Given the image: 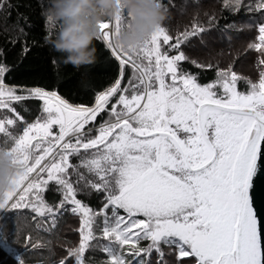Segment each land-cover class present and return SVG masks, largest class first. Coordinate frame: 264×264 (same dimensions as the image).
Segmentation results:
<instances>
[{
  "label": "snow or ice",
  "instance_id": "6c2138e0",
  "mask_svg": "<svg viewBox=\"0 0 264 264\" xmlns=\"http://www.w3.org/2000/svg\"><path fill=\"white\" fill-rule=\"evenodd\" d=\"M161 4L181 16L202 6ZM12 7L0 0L5 15ZM205 17L175 29L169 19L135 52L113 42L126 11L102 20L96 60L82 66L99 87L81 79L77 102L57 52L30 60L33 24L18 13L20 62L0 49V160L14 169L0 195V251L17 264H264L251 196L264 148V0H222L221 15ZM46 27L45 41L59 30L49 16ZM213 33L229 44L245 36L251 77L212 62ZM64 213L79 220L78 242L57 253L33 241L32 229L50 234Z\"/></svg>",
  "mask_w": 264,
  "mask_h": 264
},
{
  "label": "trees",
  "instance_id": "16d2710c",
  "mask_svg": "<svg viewBox=\"0 0 264 264\" xmlns=\"http://www.w3.org/2000/svg\"><path fill=\"white\" fill-rule=\"evenodd\" d=\"M8 2L13 6L10 10V16L0 12V49H3L6 54L3 58L6 59L10 65L11 63L18 64L20 62L18 54L22 43H13V41L17 39L15 23L18 18V13L28 17V23L33 24L31 29L28 28L27 24L24 25L27 33V43L36 45L35 49L30 53V60L38 62L42 59L46 55V52L42 51L43 49L54 51L51 47L50 40L55 37L56 33H53V36L49 37L47 41L44 40V37L48 35L46 27L47 13L48 9L51 7V0H8ZM161 2L167 4L169 0H161ZM175 2L179 5L181 0H175ZM200 2L202 6L199 9L188 8L187 13L183 16L173 10L170 14H166L163 23H168L169 19H171L170 26L175 29L178 25L182 27L189 24L193 18L197 16L199 20L203 22L206 19L205 13L214 12L218 17L221 15L222 0H200ZM223 15L229 16V13L224 11ZM241 15L244 14L241 13ZM219 22L220 24H224L225 20L220 19ZM23 39L25 38H21V40ZM208 42L213 63H215L216 60H220L223 63H234L235 71L241 77H251L254 74L255 68L253 64L250 63L251 57L245 58L248 41L244 35L237 37L233 34L232 42L229 44L227 39L221 40L217 33H213V35L208 38ZM219 53H222V55H218ZM198 55L205 59L209 58L206 50L203 48L198 50ZM58 58L60 60V71L64 74L62 75V79H71L75 85L72 90V95L73 97L79 96L77 102L86 99L84 91L79 90L78 87L81 79L91 81V83L85 85L87 89L95 91L99 87L95 75L83 76L82 74L86 71L85 68L81 67L76 69L70 64H64L63 56L60 53H58ZM21 79L30 82L33 79H39V77H21ZM237 87L239 91L245 90L243 82L238 84ZM31 107H35V105H31ZM45 227L47 228V226ZM78 228V218L70 213H64L59 217L56 228L51 230L50 234H42L35 228L32 229V239L35 242L43 241L45 246L54 248L58 253L60 251L59 245L63 240L67 239L74 243L78 242L79 234L76 231ZM19 235H24L23 223L21 224V232ZM48 241H51V245L48 244ZM14 246L23 252L24 246L22 240L17 239ZM93 255L97 258H102L103 256L100 252H96ZM25 258L27 260L35 259L36 257L28 255ZM0 264H17V262L12 256L0 251Z\"/></svg>",
  "mask_w": 264,
  "mask_h": 264
},
{
  "label": "clouds",
  "instance_id": "9594fccd",
  "mask_svg": "<svg viewBox=\"0 0 264 264\" xmlns=\"http://www.w3.org/2000/svg\"><path fill=\"white\" fill-rule=\"evenodd\" d=\"M117 11H126L130 20L113 36V42L129 52L142 47L166 18L161 0H51L47 16L58 23L59 30L50 43L64 64L79 69L94 63L93 41L99 24ZM13 174V167L0 160V195L10 187Z\"/></svg>",
  "mask_w": 264,
  "mask_h": 264
},
{
  "label": "water",
  "instance_id": "95a60500",
  "mask_svg": "<svg viewBox=\"0 0 264 264\" xmlns=\"http://www.w3.org/2000/svg\"><path fill=\"white\" fill-rule=\"evenodd\" d=\"M260 172L253 179V188L251 189L253 207L256 209V215L260 221L261 235L264 238V148L259 161Z\"/></svg>",
  "mask_w": 264,
  "mask_h": 264
}]
</instances>
